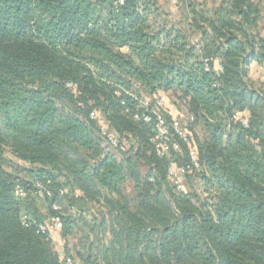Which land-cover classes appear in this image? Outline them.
<instances>
[{
	"label": "trees",
	"instance_id": "obj_1",
	"mask_svg": "<svg viewBox=\"0 0 264 264\" xmlns=\"http://www.w3.org/2000/svg\"><path fill=\"white\" fill-rule=\"evenodd\" d=\"M175 1L169 19L159 0H0V264H76L37 233L52 217L64 241L81 225L94 235L73 247L82 264H264V95L248 79L251 62L264 66L261 8ZM140 91L172 92L203 138L169 125L171 148L158 156ZM101 125L131 138L123 162L104 152ZM2 147L32 166L30 184L5 172ZM172 164L198 169L207 198L176 193ZM38 185L51 193L45 219L24 209ZM63 199L78 207L62 212ZM85 207H99L101 220Z\"/></svg>",
	"mask_w": 264,
	"mask_h": 264
},
{
	"label": "rangeland",
	"instance_id": "obj_2",
	"mask_svg": "<svg viewBox=\"0 0 264 264\" xmlns=\"http://www.w3.org/2000/svg\"><path fill=\"white\" fill-rule=\"evenodd\" d=\"M159 4L162 6L163 11L170 13L171 16L172 15L174 16V14H176V12H178L176 7L174 6V4L171 2V0H159ZM257 77L259 78V80H257L256 83L252 82L251 87L264 95V75H262V71H260V72L255 71L254 72V78H257ZM140 95H141V98L144 99L141 102L142 107L146 106V105H150V103H151V106L153 107V109H156L157 99L163 98L164 99L163 110H166V111L172 113L173 116H177L178 114H181L182 118L180 119V121H181L180 123L184 127L182 130V133H183V131H185V133H186V134L183 133V136H182L183 138H186L189 135H191L192 138L194 136H197V138H199V139L203 138L204 132H203L202 126L200 125V122H198L199 123L198 124V123H196V121H194L193 114L188 112L189 109H188V106L185 104V102L179 100L176 97V95H174L172 92H166V93L160 92V93H157L153 98L151 97V95L146 94L143 91H140ZM163 110H161V111H163ZM240 116H244V115L240 114ZM225 118L226 119L223 118L222 120H224V124L227 125L228 119H227V117H225ZM154 135H155V132H154ZM115 137L119 138L116 135H115ZM119 139H120L119 141L125 147L124 151H122V152L118 149H114V148H111L108 146L103 147V141L101 139L100 140H101L102 147L105 150L104 151L105 153L112 155L113 158L117 162H123L125 156L128 154V152H126V148L128 150L131 148L132 140H131V138L128 137V135L121 136V138H119ZM182 140L186 141V139H182ZM175 146H176V144L175 145L173 144L174 149H176ZM2 149H3V156H4L5 161H6L5 167H4L5 172L11 176V178L13 179V181L15 182L16 185L24 186V184H26V185L30 184V180H31V176H32V171H31L32 166L29 165L28 163L20 160L19 158H17L10 151L9 148L2 147ZM178 150H174V151L178 152ZM187 152H188V150H187ZM169 157H170L169 159H171V156H169ZM172 165H173L172 169L177 170L174 167V166H176V164H172ZM138 170H139V172H141V174H145V172L147 171V168L145 166H140L138 168ZM195 171L198 172V169ZM196 172H190V173L185 174V175L176 174L175 180L178 181V183L180 185V189L176 188L174 183L173 184L170 183L172 188L174 189V191L176 193L184 194V195L187 194L189 197H191L194 204H197L198 202H201V201H203V199L207 198V194H206L205 189L203 187L201 174H198ZM132 190H133L132 189V182L130 180H128L126 182V184L124 185L125 195L132 197ZM60 202H61L60 208H61L62 212H64V213L69 212L71 210V208H73V207H78L77 205L73 206V204L71 203V201L69 199H63ZM92 208L93 207H87V208L85 207V212L88 210L91 215L94 214L97 217V221L99 222L101 220L102 210H100L99 207H94L93 209ZM24 209H27L26 211H29L31 214H35V215L37 214L38 216H40L44 219L49 217L48 216V204L44 199H41V198L28 201L25 204ZM80 228L81 229L78 228L77 231L75 232V234H74L75 236L69 237L67 239V241H64L62 239V237L59 234L60 231L57 234H55L53 239H51V243H52L51 247H52L53 251L55 253H57L60 256V258H63L67 254L69 256H72L74 258L76 264H82V262L80 260L76 259L75 253H72V251L74 250L73 247L79 246L81 241L84 240L83 237H85V234L86 235L89 234L90 239L95 241L94 235H92L91 233L88 232V229L86 226L81 225ZM98 238L102 242V244H107L109 241L108 232H106V230H104V232L99 234ZM102 244L100 243L98 245V247H101Z\"/></svg>",
	"mask_w": 264,
	"mask_h": 264
},
{
	"label": "built area",
	"instance_id": "obj_3",
	"mask_svg": "<svg viewBox=\"0 0 264 264\" xmlns=\"http://www.w3.org/2000/svg\"><path fill=\"white\" fill-rule=\"evenodd\" d=\"M123 1L124 0H117V3L122 4ZM71 85L72 84H69L68 87ZM163 106H164V99L158 98L157 103H156V109L152 110V115L155 117V135L150 139V143L154 146V149L158 156H162L163 154L168 152L171 148V143H170L171 141L169 137L170 127L176 132V134L183 136L182 124L180 123L181 122L180 119L182 118V115L178 114L177 116H173L172 113L166 110H163ZM164 116L169 117L170 124L166 122V120L164 119ZM90 117L93 119L95 117V114L92 113ZM144 119L146 122L151 121V119L147 116H145ZM242 124H246V120L243 119ZM98 135H99V138L103 141V147L108 146L114 149H118L121 152L124 151L125 149L124 145H122L119 139L116 138L113 134H111L105 126L103 125L99 126ZM190 156H191L192 162L197 167L196 157L194 153L191 152ZM184 173L185 171L183 169H178V170L170 169L169 170V176L171 177L174 185L178 189H180V185L178 181L175 180L176 174L183 175ZM15 195L18 197H24L26 194L21 188H16ZM37 195L40 198H43L45 196L50 197L51 193L49 191L44 190L41 186H39ZM54 209H56V207ZM21 221H22V224L25 226H33L36 224L35 221L28 218L27 216H23L21 218ZM35 226L37 229V233L44 234L48 237V239L51 240L53 239L55 234H57L61 230L62 224L58 217H52V218L45 219L41 224H36ZM61 264H74V262L71 258L66 257L62 259Z\"/></svg>",
	"mask_w": 264,
	"mask_h": 264
},
{
	"label": "crops",
	"instance_id": "obj_4",
	"mask_svg": "<svg viewBox=\"0 0 264 264\" xmlns=\"http://www.w3.org/2000/svg\"><path fill=\"white\" fill-rule=\"evenodd\" d=\"M197 1H202L203 2V0H197ZM253 1H256L258 4H259V6H260V8H261V15H262V17L264 18V0H253ZM171 2L174 4V6L176 7V1L175 0H171ZM218 2V0H207V5L210 7V6H212L213 5V3L214 4H216ZM176 9H177V7H176ZM170 14V13H169ZM174 16H175V14H174ZM173 15L171 16V14H170V16H169V19H172L173 17H174ZM263 34V33H262ZM193 41L194 42H199V40H198V38H194L193 39ZM219 61L217 60V61H215V63H214V65L218 68L219 67ZM255 71H262V75H264V66L263 65H259L258 63H256V62H251L250 64H249V72H248V79H249V81H250V83L252 84V82L253 83H256L257 82V80H259V78L257 77V78H254V72Z\"/></svg>",
	"mask_w": 264,
	"mask_h": 264
}]
</instances>
